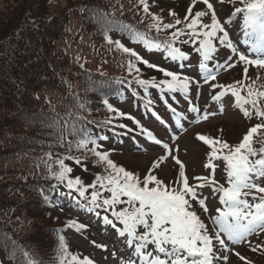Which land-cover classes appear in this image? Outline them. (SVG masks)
Instances as JSON below:
<instances>
[{"label": "snow or ice", "instance_id": "obj_1", "mask_svg": "<svg viewBox=\"0 0 264 264\" xmlns=\"http://www.w3.org/2000/svg\"><path fill=\"white\" fill-rule=\"evenodd\" d=\"M218 2L224 4L225 0ZM227 2L235 4L237 0ZM239 3L242 6L235 7L231 15L242 14L248 53H255L254 58L242 51L230 38L226 27L230 20L222 21L219 18L213 0H191L183 19L175 11L169 10L168 15L173 18L170 23H165L161 15L150 11L149 0H138L139 9L151 20L148 25L150 31L154 29L159 33L171 30L164 40L149 39L145 33L127 24L121 25L135 37L145 41L149 47L162 50L175 62H184L189 58L188 53L176 46L177 41L191 44L193 51L199 56V78L151 63L120 40H113L108 34L109 29L105 28L104 31V40L114 46L115 50L128 56L127 69L130 75L135 73L134 83L145 90L156 88L174 96H183L188 105L187 111L195 114L193 123L207 121L210 117L224 112L222 104L218 112L209 111L207 108L202 111L198 102H194L198 101L203 86H208L210 93H214L210 95L211 102L219 103L230 95L235 98L236 106L245 117L252 118L254 115L260 121L251 126L235 145L230 144L222 135L213 137L196 133L195 140L209 149L207 162L204 164L205 169L211 170L208 175L189 178L186 165L176 154L179 151L178 145L175 149L171 148L168 142L158 139L133 116L118 111L107 101L105 104L109 112L117 117H126L135 125V128H128L126 124L115 127L127 129L128 132L139 129L140 135L164 150V154L152 161L143 176L115 163L110 159V150H102L103 145L99 140L86 134H81L75 141L76 149L82 151V154L58 156L54 161L55 169L49 163L53 154L45 153L46 159L43 163L47 169V178L56 181L51 189L62 196L71 197L97 216L103 211L104 223L115 228L120 237L126 238L132 251L122 264H218L219 261L227 264L230 252L243 261V264H253L250 259L230 247L238 244H247L252 252L264 254V241L253 245L249 239L254 234L264 233V87H256L259 76L251 83H245L249 79L250 66L264 70V0H239ZM197 4H202L203 10H195ZM94 14L98 19L107 17L106 13L99 11ZM182 37L187 38L181 39ZM218 46L231 53L222 63L215 59ZM237 63L244 65L243 79L229 84L217 82L222 70L226 72L236 67ZM138 64L155 69L163 78H142ZM151 103L148 101L146 106L150 107ZM167 106L175 117L176 127L183 130L181 121L187 120V116L171 104ZM80 107L83 108L84 105L81 104ZM157 118L160 119L159 116ZM104 123L111 124L112 120ZM161 123L168 125L162 119ZM255 137H261L258 148L254 147ZM171 139H176L174 134ZM68 143L71 152L73 142ZM89 157L94 158V165L104 166L105 174H97L92 183L85 184L79 176H70L73 168L66 161H73L86 171L87 166L83 162ZM169 159L178 166V177L173 182L165 183L158 178L155 171ZM219 161L224 165L225 183H220L215 178ZM61 185L67 192L60 191ZM205 188H210L213 194L219 196L221 207L215 209V215L209 214L203 194ZM39 194L46 203H52L43 188L39 189ZM194 205H198L202 213L209 214L213 225L211 230ZM65 228L81 233L87 225L77 219H69ZM57 233V264H95L88 256L81 257L70 251L61 230L58 229ZM23 255L25 258L30 256L26 250ZM27 264L39 262L29 258Z\"/></svg>", "mask_w": 264, "mask_h": 264}, {"label": "trees", "instance_id": "obj_2", "mask_svg": "<svg viewBox=\"0 0 264 264\" xmlns=\"http://www.w3.org/2000/svg\"><path fill=\"white\" fill-rule=\"evenodd\" d=\"M158 1L149 3L156 2L153 5L158 7ZM0 8V264H27L29 258L39 264H57V230H61L69 246L70 234L88 233L91 226L85 220L97 216L71 197L51 189L56 181L47 178L45 153L53 154L49 163L55 169L58 156L82 154L75 141L86 134L97 138L102 150H110L113 160L114 153L127 145L126 138H135L125 137L123 129L115 127L124 120L109 112L105 101L137 119V113L142 116L147 109L148 101L155 110L153 96L161 91L145 90L134 83L135 73L130 75L127 69L128 56L104 40L105 28L113 40H120L135 51L156 50L157 54L144 55L168 59L173 67L180 69L187 61H172L159 54L160 49L149 47L121 27L127 24L149 39L164 40L169 36L171 30L150 31L149 20L139 23L132 18L133 11L140 13L138 0H0ZM96 11L107 17L98 19ZM185 12L178 16L183 19ZM102 52L117 55L118 72L110 74L103 67L88 66V55ZM137 66L142 78L153 76L146 74L140 64ZM122 105H128L131 111L122 109ZM109 119L112 123L105 124ZM258 122L255 118L247 130ZM134 133L140 135L139 129ZM260 139L254 138V147L260 146ZM69 141L73 142L71 152ZM93 159L83 162L86 171L73 161H66L73 168L70 176H78V168L89 172L92 182L97 174H105L104 166L94 165ZM40 188L51 198V204L42 199ZM60 191L67 192L62 185ZM69 219H77L87 228L81 233L67 229ZM24 250L30 254L28 258L24 257ZM255 255L253 264H264V254Z\"/></svg>", "mask_w": 264, "mask_h": 264}, {"label": "rangeland", "instance_id": "obj_3", "mask_svg": "<svg viewBox=\"0 0 264 264\" xmlns=\"http://www.w3.org/2000/svg\"><path fill=\"white\" fill-rule=\"evenodd\" d=\"M154 3L157 4L156 2L150 3V11L152 13H157L161 15L165 23H170L172 22L173 18L168 15V12H164L161 10L170 9L172 11H175L177 15L179 14V12L183 14L187 10V7L191 3V0H159L158 7L157 5H153ZM213 3L216 7V11L219 18H221L222 21L230 20V23H228L226 27L228 28V31L232 34L233 38L237 41H240L239 39H241L243 35L241 34V32H239L241 27V23L237 21L239 14L237 16L231 15L235 7L242 6L239 3V0H237L235 4H230L227 2V0H225L224 4H220L218 0H213ZM203 7L204 6L202 4H197L195 10H203ZM140 13L133 11L132 18L135 17V20H138L139 23L144 20H149L151 22L150 18L147 17L141 10ZM205 22H207V20ZM165 36L168 35H164L163 37ZM188 45H190L191 47H186ZM182 46L186 48H180L186 53H188V55H191L192 58L190 60L191 63L187 64H193V66L189 69L192 72L191 74L193 75L198 73L199 71L196 67L198 64V61L196 59V57H198V54L193 51V47L191 44H184ZM138 52L140 54H144L140 50H138ZM228 55H231L228 49L218 46V54L216 55L215 59L222 63ZM116 58L117 55L110 56L108 53L103 52L100 54H90L87 57V64L89 67L92 66L93 68L103 67V70L106 73L111 74L120 70L118 63L116 62ZM146 59H148L151 63L157 64L161 67H165L169 70H173L170 65H168L170 64V61L168 59L161 60L157 56H149L146 57ZM141 66H143V71L146 74L152 73V77L158 78L157 76H162V74L158 73L155 69H149L144 65ZM237 66L239 69L237 68ZM237 66L232 69H229L226 72L222 70L217 77V82L226 84L225 82L233 81L240 76L244 78V65L237 63ZM183 73L188 74L185 71H183ZM257 76H259L260 79L256 80ZM248 77L249 79L246 80L245 83H251L252 80H256L257 88L264 87V70H260L258 68L250 66ZM238 80L239 78L235 81ZM211 94L214 93H210L209 87L203 86L198 101L194 100V102H198L199 107L202 111L207 108L209 111L218 112L220 104H222L224 106L223 114H217L216 116L210 117L207 121H201L200 123H193V119L191 118V121L188 120L189 123H187V128L184 131L183 135L181 136L180 134H178L176 140H174L173 142L175 143V145L178 144L179 151L176 154L178 155L179 159L186 165V174L189 176V178L197 175H208L211 171L209 169L204 168V164L207 162V152L209 149L207 148V146L195 140L196 133L206 134L213 137L222 135L223 138L227 140L230 144L235 145L242 139V134L245 130H247L249 124L253 123V120L255 119L254 115L252 118H248L243 115V112L236 106L234 97H231L229 95L223 98V100L219 103H215L211 102L210 100ZM182 104L184 105V107H186L187 105L184 99H182ZM121 108L128 111L130 110V107L128 105H122ZM119 118H122L125 124L130 125V122L126 120V117ZM220 129H223L222 133L220 132ZM119 151L120 152L114 153V155L111 154L113 155V161L118 165L127 168L128 170L136 171L135 173L139 176H143V174H145L146 170L150 168L152 161L156 160L159 156L164 154L163 150L157 151L148 149V151H144L141 149V151L138 152L133 149V147L129 149H120ZM217 164L218 167L215 172V178L220 183H225L226 173L224 171L223 162L219 161L217 162ZM76 174L82 179L85 184L92 183L89 176V172H84L82 171V169L78 168V171L76 170ZM155 174L165 183L173 182L178 177V166L171 159H169L162 165L160 169L155 171ZM203 194L206 199L207 206L209 208V214L215 215V209L217 207H221V205L219 204L218 194H213L210 188H205L203 190ZM249 200L251 201V197H249ZM194 207H196L198 214L201 216V219L211 230L213 227L209 220V214L202 213L198 206ZM100 217L98 218V220L101 219ZM94 222L99 225L97 227L98 229L96 228L97 225H92L93 227L89 228V232L84 234L83 236H80L79 234H70V250L75 251L79 255L88 256L89 258L94 260L95 264H119L116 258L110 255V252L107 251L106 253H103V248L96 247L95 245H104L105 247H109L112 250L114 249V251L116 250L118 252H120L122 249L126 250L129 245H116L118 243V237L115 236L114 232L110 231V225L105 224L103 220H101L100 224L97 223V221L95 220L91 222V224H94ZM249 239L254 245L258 241H264V233H260L259 235L254 234ZM93 242H95V244H93ZM234 246L235 249L233 250L235 252H239L241 255L245 256L250 260L256 256L247 244L231 245L230 247ZM228 256L229 259L227 264H243V261L239 260V258L232 252L228 254ZM218 264H224V262L219 261Z\"/></svg>", "mask_w": 264, "mask_h": 264}]
</instances>
